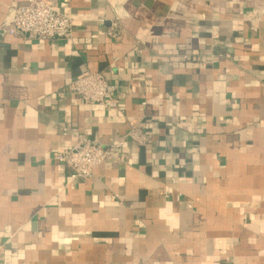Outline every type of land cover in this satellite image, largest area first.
Instances as JSON below:
<instances>
[{
  "label": "crops",
  "instance_id": "obj_1",
  "mask_svg": "<svg viewBox=\"0 0 264 264\" xmlns=\"http://www.w3.org/2000/svg\"><path fill=\"white\" fill-rule=\"evenodd\" d=\"M47 1L71 38H0V264H264V0ZM95 71L118 109L64 89ZM130 121L88 178L53 158Z\"/></svg>",
  "mask_w": 264,
  "mask_h": 264
},
{
  "label": "built area",
  "instance_id": "obj_2",
  "mask_svg": "<svg viewBox=\"0 0 264 264\" xmlns=\"http://www.w3.org/2000/svg\"><path fill=\"white\" fill-rule=\"evenodd\" d=\"M106 34L114 41H120L123 29L119 19L122 11L113 8ZM104 19L99 18L102 22ZM73 33V20L68 15L56 10L47 0H25L23 3L10 6L0 22V38L8 35L21 39L58 40L69 39ZM188 55H184L186 58ZM65 90L84 102L96 103L110 109H118V85L107 80L104 71L88 72L70 81ZM63 133L72 132L75 143L64 151L54 153L53 158L67 169L70 181H77L92 176L98 167L125 140L140 145H148L150 136L139 122L130 121L128 130L120 139L107 146L96 140L80 135L75 129L63 127Z\"/></svg>",
  "mask_w": 264,
  "mask_h": 264
}]
</instances>
